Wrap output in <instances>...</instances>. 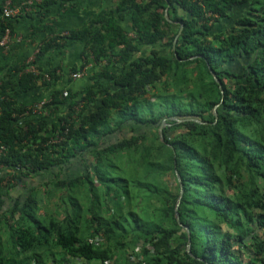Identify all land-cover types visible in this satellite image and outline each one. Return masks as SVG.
I'll return each mask as SVG.
<instances>
[{"label":"trees","instance_id":"trees-1","mask_svg":"<svg viewBox=\"0 0 264 264\" xmlns=\"http://www.w3.org/2000/svg\"><path fill=\"white\" fill-rule=\"evenodd\" d=\"M68 40L81 90L38 64ZM31 63L0 65V264H264V0H117Z\"/></svg>","mask_w":264,"mask_h":264},{"label":"crops","instance_id":"crops-1","mask_svg":"<svg viewBox=\"0 0 264 264\" xmlns=\"http://www.w3.org/2000/svg\"><path fill=\"white\" fill-rule=\"evenodd\" d=\"M5 1L0 0V16L1 6ZM10 1L18 6H29V9H23L20 14L13 17L12 43L7 51L0 47V65L4 67L25 65L26 68L34 66L31 62L44 38L78 27L89 18L98 17L111 10L117 2V0H53L45 4L41 1L30 5L29 0ZM83 47V41L68 40L60 48L49 49L40 57L38 64L45 70L50 65L58 66V73L62 74L58 86L67 80L66 68L81 63ZM84 76L74 79V82L82 81ZM49 92V89L39 83L34 89L19 94L18 99L20 103L31 104L45 100L43 97Z\"/></svg>","mask_w":264,"mask_h":264},{"label":"rangeland","instance_id":"rangeland-1","mask_svg":"<svg viewBox=\"0 0 264 264\" xmlns=\"http://www.w3.org/2000/svg\"><path fill=\"white\" fill-rule=\"evenodd\" d=\"M246 6V4H243V6ZM241 7V8H239V9H236V10H233L232 11V14L234 15V14H236V16L238 15V14H240L241 13V11L243 10V8L245 7ZM124 25H125V27H129L130 25L128 24V23H126V22H124L123 23ZM222 26H221V23H220V25H218V28H221ZM12 43V38H11V40H10V42H9V44H8V46L7 47H1L2 48V50L3 51H7L8 49H9V47H10V44ZM148 50H149V47L148 46H144L143 47V53H147L148 52ZM31 61V60H30ZM231 66H232V68L233 69H241V62H240V60H236L235 62H233L232 64H231ZM89 67H91L90 65H88V67H87V70H86V73H85V75L86 76H84L83 78H82V81H76V82H74V80L72 81V83L70 84V86L74 89V90H81L82 88H84V86L87 84V83H89V77L87 76V75H89L88 74V72H89V70H90V68ZM30 68H32V67H30ZM71 68H72V66H68L67 68H66V74H67V76H69V73L72 71L71 70ZM72 73V72H71ZM70 73V74H71ZM60 83V82H59ZM58 86H60V84L58 85ZM46 97L47 96H44L43 98L44 99H46ZM84 169V167H83V165L80 163V162H78V161H76V162H74L71 166H70V168L65 172L66 173V175H68V174H75V173H78V172H80V171H82ZM65 173H64V175H65ZM163 177L164 178H168V180H169V182H173L174 181V178H173V175L171 174V172L170 173H167V174H164L163 175ZM48 178H49V176L47 175V176H44V177H42V178H40V179H32L31 180V182H34V183H38V182H41V183H43V182H45V180H48ZM20 189H24L25 188V186H24V184L23 183H21L20 185ZM19 186H18V188H19ZM18 188L16 189V190H18ZM15 190V191H16ZM14 191V192H15ZM23 191V190H22ZM13 191L11 192V194L13 193V194H16V193H14ZM19 192H21V190H19ZM61 192H59V191H56L55 193H54V195L53 196H51L50 197V199H48L49 201H48V203L46 204V205H44L43 206V209L44 208H46V206H49L50 208H53V209H56L57 207H58V205L60 204V198H59V194H60ZM45 196L47 197L48 195H47V193H45ZM45 197V198H46ZM81 262V261H80ZM80 264H85V262H81Z\"/></svg>","mask_w":264,"mask_h":264},{"label":"built area","instance_id":"built-area-1","mask_svg":"<svg viewBox=\"0 0 264 264\" xmlns=\"http://www.w3.org/2000/svg\"><path fill=\"white\" fill-rule=\"evenodd\" d=\"M44 0H29L28 4L33 5L34 2H41ZM27 4V5H28ZM23 9H29V6L25 7V6H18L13 4L10 0H6L1 8V15L2 17H12V16H17L18 14H20V12ZM12 38V31L9 27L5 28V30L0 33V47H7L10 40ZM39 49V48H38ZM37 49V51H38ZM86 68L87 66H85L83 69L81 70H77L71 73V77L73 79H77L80 78L82 76H84L85 72H86ZM28 70H37L34 66L32 68H27ZM46 77H50L48 75V73L46 74ZM44 104V100H40L38 102H35L34 104L30 105L29 108H32L33 111L32 112H38V110H40L43 107ZM3 149V147H0V151Z\"/></svg>","mask_w":264,"mask_h":264},{"label":"water","instance_id":"water-1","mask_svg":"<svg viewBox=\"0 0 264 264\" xmlns=\"http://www.w3.org/2000/svg\"><path fill=\"white\" fill-rule=\"evenodd\" d=\"M165 15H166V17L168 16V15H167V9H166V13H165ZM178 35H179V33L177 34V36H176V38H175V40H174V45H175V43H176V40H177ZM214 76H215V79L217 80V82H219V80H218V78L216 77L215 74H214ZM214 112H215V114H216V110H215ZM164 125H165V120H163V122H162V124H161V126H160V130L162 129V127H163ZM182 192H183V190L181 189L180 197H181ZM180 197H179V199H180ZM179 199H178V202H179ZM177 205H178V203H177ZM176 210H177V206H176ZM177 216H179L178 213H177Z\"/></svg>","mask_w":264,"mask_h":264}]
</instances>
